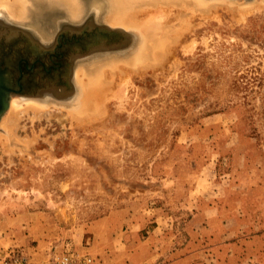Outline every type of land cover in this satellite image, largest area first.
I'll use <instances>...</instances> for the list:
<instances>
[{
  "label": "rangeland",
  "instance_id": "obj_1",
  "mask_svg": "<svg viewBox=\"0 0 264 264\" xmlns=\"http://www.w3.org/2000/svg\"><path fill=\"white\" fill-rule=\"evenodd\" d=\"M82 2L78 20L43 2L14 23L55 31L94 8L102 23L109 17L105 1ZM231 13L194 16L172 56L128 74L125 85L118 77L123 97H110L98 114L75 73L129 62L143 42L138 30L126 31L128 47L77 62V92L66 100L24 93L60 119L19 110L3 130V114L0 251L16 247L36 262L75 251L102 264L100 249L123 250L124 239L189 250L206 221L223 237L264 233V11Z\"/></svg>",
  "mask_w": 264,
  "mask_h": 264
},
{
  "label": "bare ground",
  "instance_id": "obj_2",
  "mask_svg": "<svg viewBox=\"0 0 264 264\" xmlns=\"http://www.w3.org/2000/svg\"><path fill=\"white\" fill-rule=\"evenodd\" d=\"M103 1H105L104 5L109 15V17L106 18L107 20L104 21V23L112 29H121L124 31L138 30L140 33L143 34V42L140 43L139 48L137 47L138 51L136 52L135 56L130 59L129 62H117V64L113 66H108L103 70L102 67L96 69V66L93 69V74H91V77L88 76L90 74L85 73V70H83V68H80L75 73V81L77 83L79 82V85L83 88H81L82 91L90 90L92 103L89 102L87 105H89L90 107V105L92 104V107L93 109H95V112L97 114L100 112L102 107H104V103L106 102V100H108L110 97H123L126 87L124 86L122 89H118L116 87L115 80L118 77H121L123 79V85H125L127 83L126 80L128 78V74H141V71L147 68L156 69L157 66H162L169 59V57L172 56V52L175 50L185 33L192 31V18L194 16L202 15L201 17H199L209 20L216 19V21H219L218 9H222L223 11L225 10L227 12L230 11V13L232 12L234 15H238L239 17H241V19H245V17H248L253 13L264 11V0H244V2L228 0H222L220 2H207V0ZM43 2H46L49 6L51 5L60 8L66 13L67 17H69L71 20L80 19L84 11V4L82 0H0V19H3L5 17L6 20L8 19L11 20V22L15 21L17 23L25 21L29 13L28 6L32 5V3H35L34 5H36V3L43 5ZM185 15H187V17L183 18ZM174 22L178 23L176 28ZM71 31L74 30L72 29ZM75 31H77V29ZM90 31L92 32V30ZM158 32L160 33V35ZM129 38L131 39V37ZM82 43L84 42L82 41ZM111 50L112 49L107 51L111 52ZM76 56H79V54ZM73 57H75V55ZM128 58L129 57L127 56V59ZM85 76L87 77V79ZM76 92L77 89H74V93ZM58 97H60L61 99L65 98L64 100H66L67 98L66 96L57 95V97L54 99L56 100ZM21 102L26 103V105L21 107ZM38 103L37 101H32L31 99L23 96H12L9 101V106L6 112V116L4 117V121L2 120L3 123L1 122L3 124V130L4 128L6 129V127H4V123L9 119L16 117L19 110L23 113H27V111H32L35 117L54 116L55 118L60 119V112L56 111L52 114H50L51 112L49 114L44 111L42 112L41 109L43 110V108L39 106L41 105L40 102ZM78 112L81 114V116L86 115L85 117H90V115L86 114V110L84 108H82V110ZM69 115H72L71 118L75 119L76 122H79L80 119H83L80 117V119H78L73 114ZM96 117H92V120ZM82 121L84 120H81V122Z\"/></svg>",
  "mask_w": 264,
  "mask_h": 264
},
{
  "label": "flooded vegetation",
  "instance_id": "obj_3",
  "mask_svg": "<svg viewBox=\"0 0 264 264\" xmlns=\"http://www.w3.org/2000/svg\"><path fill=\"white\" fill-rule=\"evenodd\" d=\"M97 10L98 8L92 9L77 22L61 20L55 31L48 25H44L43 30L39 32L22 25V30L3 29L6 34H0V64L5 66V63L9 62L13 68H17L16 71L20 74H15V79L20 82L26 94L41 97L45 94L70 96L74 92L69 89V86H72L74 65L103 53L100 48H96L92 54L85 55L83 49H80L83 47L82 41L85 40L86 32L95 33L96 26L106 25L99 20ZM72 29L74 31H71ZM126 43L127 41L114 49H124L128 45ZM78 54L79 56H76ZM10 70L13 72L14 69Z\"/></svg>",
  "mask_w": 264,
  "mask_h": 264
},
{
  "label": "crops",
  "instance_id": "obj_4",
  "mask_svg": "<svg viewBox=\"0 0 264 264\" xmlns=\"http://www.w3.org/2000/svg\"><path fill=\"white\" fill-rule=\"evenodd\" d=\"M211 227L206 221L201 232L190 235L189 250L160 251L151 237L136 243L124 239L123 250L100 249L102 264H264V233L228 238Z\"/></svg>",
  "mask_w": 264,
  "mask_h": 264
},
{
  "label": "water",
  "instance_id": "obj_5",
  "mask_svg": "<svg viewBox=\"0 0 264 264\" xmlns=\"http://www.w3.org/2000/svg\"><path fill=\"white\" fill-rule=\"evenodd\" d=\"M4 18L0 19L1 35L5 36V34L3 33V29H8L10 31L22 30V28H20L22 27L21 25L11 22V20H6V18ZM95 31L96 32L94 34L88 32L85 33L84 45L80 48L83 49L85 55L92 54L96 50V48H100V51L105 53L109 52L107 50H114V48L117 47L118 44H124L127 41V35H129V33H126V31L124 30L112 29L106 25L96 27ZM5 64V66H2L0 64V119L3 114L8 110L9 101L12 96L17 95L25 97L24 88L22 87L20 82L15 79V74H20L18 71H16L17 68H13L14 66H12L9 62H6ZM10 69H14L13 72ZM69 89L72 91V89L74 88L73 86H69ZM42 101L47 100L43 99Z\"/></svg>",
  "mask_w": 264,
  "mask_h": 264
},
{
  "label": "built area",
  "instance_id": "obj_6",
  "mask_svg": "<svg viewBox=\"0 0 264 264\" xmlns=\"http://www.w3.org/2000/svg\"><path fill=\"white\" fill-rule=\"evenodd\" d=\"M0 264H96V262L88 253L75 251L49 256L36 262L28 253L13 247L0 251Z\"/></svg>",
  "mask_w": 264,
  "mask_h": 264
}]
</instances>
